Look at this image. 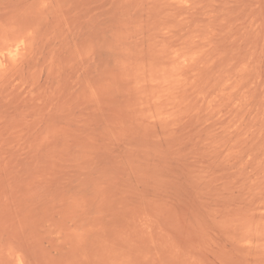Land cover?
Returning a JSON list of instances; mask_svg holds the SVG:
<instances>
[{"label":"rangeland","instance_id":"374dc122","mask_svg":"<svg viewBox=\"0 0 264 264\" xmlns=\"http://www.w3.org/2000/svg\"><path fill=\"white\" fill-rule=\"evenodd\" d=\"M0 61V264H264V0H0Z\"/></svg>","mask_w":264,"mask_h":264},{"label":"bare ground","instance_id":"6f19581e","mask_svg":"<svg viewBox=\"0 0 264 264\" xmlns=\"http://www.w3.org/2000/svg\"><path fill=\"white\" fill-rule=\"evenodd\" d=\"M21 44H22V42H21ZM16 47H17V44L15 45ZM21 46V45H20ZM22 47V46H21ZM18 48V47H17ZM24 48V47H23ZM18 50V49H17ZM21 50V49H20ZM10 51H12L11 49L9 50V52ZM3 55V54H2ZM12 55V54H11ZM13 56H15V54L13 55ZM0 63H1V61H0Z\"/></svg>","mask_w":264,"mask_h":264}]
</instances>
